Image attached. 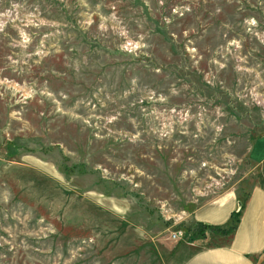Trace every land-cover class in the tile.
Instances as JSON below:
<instances>
[{
  "label": "rangeland",
  "instance_id": "rangeland-1",
  "mask_svg": "<svg viewBox=\"0 0 264 264\" xmlns=\"http://www.w3.org/2000/svg\"><path fill=\"white\" fill-rule=\"evenodd\" d=\"M262 134L264 0H0V264L176 263Z\"/></svg>",
  "mask_w": 264,
  "mask_h": 264
},
{
  "label": "crops",
  "instance_id": "crops-1",
  "mask_svg": "<svg viewBox=\"0 0 264 264\" xmlns=\"http://www.w3.org/2000/svg\"><path fill=\"white\" fill-rule=\"evenodd\" d=\"M248 157L258 170L245 192L224 194L189 216L194 224L227 227L231 214L239 212L235 229L228 234L207 230L204 237L181 240L173 264H255L264 250V134L253 140Z\"/></svg>",
  "mask_w": 264,
  "mask_h": 264
},
{
  "label": "trees",
  "instance_id": "trees-1",
  "mask_svg": "<svg viewBox=\"0 0 264 264\" xmlns=\"http://www.w3.org/2000/svg\"><path fill=\"white\" fill-rule=\"evenodd\" d=\"M230 218H231V222L229 225H227V227L215 226V225L205 224V223H201V222L196 223L194 236L196 235L198 238L204 237L205 232L207 230H214V231L219 232L221 234H228L235 229V227L239 221V212H233L231 214Z\"/></svg>",
  "mask_w": 264,
  "mask_h": 264
},
{
  "label": "built area",
  "instance_id": "built-area-1",
  "mask_svg": "<svg viewBox=\"0 0 264 264\" xmlns=\"http://www.w3.org/2000/svg\"><path fill=\"white\" fill-rule=\"evenodd\" d=\"M183 236V231L182 230H175L171 233V238L173 239H178L181 238Z\"/></svg>",
  "mask_w": 264,
  "mask_h": 264
},
{
  "label": "water",
  "instance_id": "water-1",
  "mask_svg": "<svg viewBox=\"0 0 264 264\" xmlns=\"http://www.w3.org/2000/svg\"><path fill=\"white\" fill-rule=\"evenodd\" d=\"M263 262H264V250L258 256L255 264H263Z\"/></svg>",
  "mask_w": 264,
  "mask_h": 264
}]
</instances>
